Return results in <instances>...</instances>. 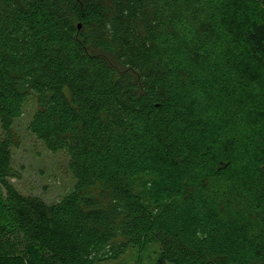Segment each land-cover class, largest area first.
I'll return each instance as SVG.
<instances>
[{"label": "trees", "instance_id": "trees-1", "mask_svg": "<svg viewBox=\"0 0 264 264\" xmlns=\"http://www.w3.org/2000/svg\"><path fill=\"white\" fill-rule=\"evenodd\" d=\"M64 152L48 203L14 122ZM0 264H264V0H0Z\"/></svg>", "mask_w": 264, "mask_h": 264}, {"label": "rangeland", "instance_id": "rangeland-1", "mask_svg": "<svg viewBox=\"0 0 264 264\" xmlns=\"http://www.w3.org/2000/svg\"><path fill=\"white\" fill-rule=\"evenodd\" d=\"M35 109L36 101L30 97L22 115L14 122L18 145L12 147L13 166L18 176L11 177L10 182L24 194L39 196L48 203H54L73 191L76 179L69 168L68 156L64 152L50 151L29 130ZM0 137H3L1 124ZM4 194L5 189L0 183V195ZM155 252V247L147 248L143 253L131 251L121 261L105 264H155Z\"/></svg>", "mask_w": 264, "mask_h": 264}]
</instances>
